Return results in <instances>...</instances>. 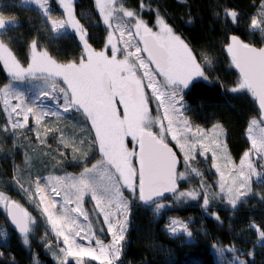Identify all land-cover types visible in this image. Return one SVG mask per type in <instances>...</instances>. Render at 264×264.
Wrapping results in <instances>:
<instances>
[{
	"label": "snow or ice",
	"instance_id": "obj_1",
	"mask_svg": "<svg viewBox=\"0 0 264 264\" xmlns=\"http://www.w3.org/2000/svg\"><path fill=\"white\" fill-rule=\"evenodd\" d=\"M35 2L40 5L45 14L49 13L48 0H35ZM95 2L100 5V12L104 14V22L109 28L112 27L109 20L114 12L121 20L125 17L128 18L127 27L120 31L116 43H113L111 34L108 36L106 47L111 55H107L105 51L96 52L91 48L86 29L74 18L73 0H59L67 19L52 20L51 25L54 29H63L69 26L79 34L78 39L82 42L84 55L78 62L57 63L46 52L37 53V41L33 40L31 62L24 67L14 59L9 63L11 53L0 42V61H3L4 67L8 69L11 80L43 81L44 87L41 88V93L45 98L51 94L53 100L60 102L65 113H68L69 109L82 111L85 119L90 122V131L94 130L93 143L98 144V150L103 153L100 162L93 164L92 168L85 166L84 172L79 177L70 178L71 183L63 187V194L61 190H58L57 185H63L64 180L61 177L55 178L50 189L54 201L52 207L54 208L56 203L61 202L56 201L55 197H61L65 206L74 201L76 206L71 211L79 213L86 221L88 215L81 208V201L86 192H89L91 198L96 201L97 208H100L101 199L107 198L109 201H114L112 206L125 216L127 215L128 198L123 195L121 188L127 190L129 196L145 203H156L160 198H165L166 193H176L179 197L196 198L194 191L188 193L179 191L177 181L184 180L186 177L184 173L175 171L176 156L164 142V138L157 139L150 131L145 132V128L151 122L146 121L148 98L144 89L151 90V98L156 101L157 112L163 109V115L167 119L166 131L171 133L172 140H177L172 114L179 118V123L182 125L180 139H183V134L195 136L196 133H202V130L191 124L183 114L190 107L184 100V96L199 87L202 81H207L208 77L197 62L191 48L178 36H175L173 29L159 16L157 24L160 31L153 32L152 28L138 18L140 15L138 12L123 8L122 0H95ZM226 15L233 22L238 19V14L235 11L226 10ZM7 23L14 22L8 21ZM261 23H264V20L260 23L255 19L251 21L254 28H260ZM5 28L6 22L0 17V30ZM137 37L139 39L133 45L132 40ZM132 47L135 48V53L128 51ZM227 51L232 54L235 67L242 74L238 87L230 91L233 93L241 90L250 91L258 99L261 115L264 116V49L257 51L242 43L237 36H231ZM118 53L124 59L118 60ZM200 55L205 65L211 67L208 57L202 53ZM128 57L133 58L132 63H129ZM150 65H154V67L150 68ZM139 69H143L142 78L136 76V71ZM157 77L161 79L158 80ZM0 96L5 98L12 96L21 100L24 94L17 91L14 84H8L0 86ZM5 103L7 104V99H5ZM117 104L122 106L120 110H118ZM17 109L20 110L17 112ZM12 111L23 117L22 123L24 124L28 122V114L35 116L32 107L21 108L20 104H13ZM36 119L39 121V117ZM19 123L13 124V128L18 127ZM256 123V121L252 122L249 132L252 131V126ZM260 123H264V119ZM194 127L195 132L193 131ZM215 127L219 128L218 125ZM204 135L202 133L198 139L202 141ZM126 137H131V141L136 142L138 154L136 150L129 151L125 144ZM177 142L179 143L178 140ZM257 144H259L258 149ZM192 147L194 145H190L188 152H185V164L192 155ZM201 147L203 155L207 149L202 145ZM180 148L183 149L184 145L180 144ZM252 148L259 151V159L264 160V129H261L259 140L253 138ZM212 155L215 156V152ZM249 155V153H245L246 158ZM133 156L138 160L137 165H133L130 160V157ZM244 163L245 161L242 160L241 165ZM247 166L250 171L253 170L250 161ZM98 169H105V171L97 174ZM241 172H243V168H241ZM197 175L200 174L197 173ZM245 183L246 180L241 181V184ZM227 193L229 204L235 208L237 197L234 195V190L228 188ZM36 200H38L37 207L41 208V213L55 228L59 221L53 218L50 208L45 205V196L39 184L36 188ZM208 203L207 199H203L205 206ZM0 205H3L0 211L7 214L10 218L9 222L14 229L18 230L23 243L27 245L30 225L35 224L34 218L15 201L5 197L3 193H0ZM41 205L44 206L41 207ZM157 206L168 207L164 204ZM67 211L68 209L65 207V214ZM213 218L219 220L218 217L214 216ZM103 219L108 223L112 242L107 250L101 247L99 252L103 257L111 256V259L107 260V264H119L124 229L122 226L113 227V224H119L118 219H110L107 214ZM173 223L176 222L173 221ZM175 231L176 229L173 228L172 232ZM186 234L188 237L192 236L191 232ZM6 235L7 233H5ZM57 235L63 237V243L67 246L66 256L100 259V256L96 255V250L91 247L76 245L75 251H73L70 237L79 236V229L69 230L68 234L58 231ZM258 235L264 238V229L259 230ZM82 239L88 240V234H85ZM91 243L100 244L101 242L99 239H94L89 241V244ZM229 250L235 251V249ZM217 251L223 255L225 249L219 248ZM62 264H67V262L63 261ZM101 264H104V261H101ZM237 264H246V262L237 261Z\"/></svg>",
	"mask_w": 264,
	"mask_h": 264
},
{
	"label": "trees",
	"instance_id": "obj_2",
	"mask_svg": "<svg viewBox=\"0 0 264 264\" xmlns=\"http://www.w3.org/2000/svg\"><path fill=\"white\" fill-rule=\"evenodd\" d=\"M122 4L128 10L138 12L150 26L155 25L159 16L189 44L202 62L208 81H202L190 94H185L184 99L190 106L188 114L198 126L209 128L221 124L227 132L226 144L232 158L241 160L251 147L247 137L251 120L260 115L250 91H230L238 86L241 76L225 47L231 35L240 37L245 44L264 47L263 30H253L251 24L263 10L264 0H122ZM50 7L52 18H63V12L54 0L50 1ZM75 7L77 19L87 30L89 44L97 50L103 49L107 31L100 22L94 0H77ZM226 10L237 12L238 19L233 22ZM0 17L17 21L0 37L24 67L31 62L33 40L37 41L36 51L49 53L59 63L78 62L84 53L74 34L55 36L48 18L36 8L23 5L22 0H0ZM201 53L208 57L211 67L205 65ZM11 83L0 61V86ZM5 121L0 100V129L3 133H6L2 128ZM93 137L88 153L95 155L89 163L79 167L67 164L70 151L61 150L59 153L67 158L66 164H56L78 172L92 161H100V151L93 143ZM11 143L13 141L7 140L6 149L10 153L0 151V180L3 182L0 189L15 196L18 181L14 168L24 162L21 151L11 153ZM204 198L202 193L196 203L186 208L160 213L141 203L133 207L131 227L119 264H218L213 256L214 247H231L237 253L251 255L249 264H264V238L261 242L258 235L259 230L264 229V182L255 184L252 195L237 208H212L219 220L203 214ZM7 217L0 211V264H57L45 253L47 245L53 241L46 226L39 223L38 233L50 240L32 236L25 245ZM170 217L192 221V242L185 236L173 237L167 233Z\"/></svg>",
	"mask_w": 264,
	"mask_h": 264
},
{
	"label": "rangeland",
	"instance_id": "obj_3",
	"mask_svg": "<svg viewBox=\"0 0 264 264\" xmlns=\"http://www.w3.org/2000/svg\"><path fill=\"white\" fill-rule=\"evenodd\" d=\"M50 1L51 0H48V6L50 9L48 14L44 13L43 9L40 7V5L36 4L35 0H22V4L36 8L41 12L43 16L48 18L49 24L55 36H65L68 35V33L74 34L77 41L82 46V42L78 39L79 34L76 33L71 27L66 26L63 29H54L52 27V20H66L67 16L63 10V7L59 4V0H54L63 12V18H52ZM76 1L77 0H73V11L74 18L78 20L75 7ZM95 5L99 13L100 22L101 24H103V26H105L107 34L105 37V45L103 49L97 50L92 46L91 48L96 52L105 51L107 55H111V52L106 47L108 36L109 34H111L113 43H116L119 39L120 31L125 30L127 27L126 21L128 18L125 17L123 20H121L118 17L117 13L114 12L109 20V23L112 25V27L109 28L108 25L104 22V14L100 12V5L96 2ZM123 8L128 10L124 6ZM260 16H264V8L259 13V16H256V21L258 23L264 20V18ZM138 18L143 20L140 17ZM3 19L6 22V28L0 30V35L3 34L8 28L17 24L16 20L5 18ZM160 19L164 23H166L165 20H163L162 18ZM8 21H13L14 23H7ZM145 23L147 24V22ZM263 24L264 23H261L260 28H253V30H263L262 33H264ZM81 25L85 28L83 24ZM147 26L152 28L153 32L160 31V27L157 24V21L154 26H150L149 24H147ZM173 34L175 36H178L189 46V44L181 36L176 34L174 31ZM125 36L127 38L126 31ZM138 39V37L133 39L132 44L135 45ZM0 42H2L11 53L9 63H11L12 59L19 63L12 50L7 44L3 42L1 37ZM128 51L135 53V48H129ZM36 52L39 53L44 51ZM141 54L146 55L143 53ZM193 54L196 56L194 51ZM47 55L51 59L55 60L51 55H49V53H47ZM117 59H124V57L118 53ZM132 60V57H128L129 63H132ZM1 62L3 64V61ZM197 62L203 69V65L200 59L197 58ZM151 67H154V65H150V68ZM4 69L9 78H11L8 69L5 67ZM142 72L143 69H139L138 71H136L137 78H142ZM157 79L159 80L161 78L157 77ZM11 84H14L17 91L22 92L24 96L21 100H17L12 96H8L7 98L0 96L3 112L6 116V121L2 122V128L6 133H3L0 129V151H3L2 154H4L5 152L10 153L6 149V143L7 140H10V142L13 141V144L11 143L10 146L11 153L21 151V157L24 163L21 165H17L14 168V175L18 181L17 184H15V188L18 194L12 196L2 191L1 189L0 193H3L5 197L10 198L12 201L17 202L34 218L35 224L30 225V234L28 235V238H31L32 236H41L38 233L39 223H42L50 231L51 236H49V238H53V241L49 245H47V251H45V253L51 256L54 259L55 263L62 264L63 261H66L67 264H69L70 262H74L75 264H77V261H79V264H101V261H104V264H107V260L111 259V256L103 257L99 252V249L101 247H104L105 250H107L112 242V234L108 230V223H106L103 219L104 215L107 214L109 215L110 219L119 220V224H113L114 228H119L122 226L124 229V240L121 242L122 255L123 247L127 241V233L131 227V209L139 205L141 201L133 196H129L128 191L124 188H121V192H123V195L128 198L127 215L125 216L120 211H118L116 207L112 206L114 201H109L107 198H102L100 201V208H97L96 201L91 198V194L89 192H86L81 201V208L88 215V220L86 221L79 213L71 211V209L76 206L74 201L65 206L61 200V197H55L56 201L61 202L56 203L55 207L53 208L52 205L54 201L52 199L50 189L55 181V178H63L64 184L57 185L58 190L62 191L64 186L71 183V177H79L80 174L84 172V169L78 172H75L73 169L69 171L67 168H62V166L59 167V165L67 163L79 167L89 163L95 155V153H93L92 155L88 153V146L91 144V137L95 134L94 130L90 131V122L85 119L82 111L69 109V112L65 113L63 111V108L60 106V102L53 100L51 94L48 98H45L41 93V88L44 87L43 81H12ZM144 92L146 97L148 98V115L146 117V121L151 122L150 125L145 128V132L150 131L152 135H155L158 139L163 137L165 143L174 146L176 152L182 160V167L179 170V173H184L186 177V179L184 180H178L177 185L179 191L184 193L194 191L196 193V198L179 197L176 193H166L165 198L151 205V208L154 211L160 213L162 211L171 209L186 208L189 204L196 203L200 199V194L203 193V196H205L204 199H207L209 201L207 206H205L204 204L201 205L203 214L205 216L214 217L216 213L211 211L214 207L222 206L224 208L234 209L228 201V188H232L234 190V195H236L237 197V204L235 208H237L246 197H250L252 195L253 186L255 184L264 182V160H260V152L253 150L252 148L253 138L255 137L257 140H259L261 129H264V126L262 125V123H260L259 118L251 120L250 125H252L253 121H256L257 123L252 126L251 132H249V129L247 132V137L251 144L250 149L246 152L250 154L249 157L246 158L244 155L241 160L235 161L232 158L226 144L227 132L224 127L221 124H215L209 128L198 126L192 121V118L188 114L189 110L183 113L184 116L187 117L191 124H193L194 126H198L199 129L202 130V133L205 134L204 139L202 141L198 139V137L202 133H196L195 136H188L187 134H183L184 138L180 139L182 135V132L180 131L182 125L179 123V118L175 114H172V118L175 121V123L173 124V128L176 130L177 140L179 141V143L177 142V140H172L171 133L166 131L167 119L163 115V109L157 112L156 101L151 98V90L145 88ZM5 99H7V104L5 103ZM13 104H20L21 108L32 107L35 116L28 114L29 118L27 124L22 123L23 117L21 115H17V112L20 109H17V112H13ZM117 108L118 110H120L122 106L117 104ZM36 117H39V121H37ZM84 120H86L88 123H85ZM17 122H20L19 126L13 128V124ZM217 125L219 126V128L215 127ZM193 131L195 132V127L193 128ZM49 142H51V145ZM125 144L128 147L129 151L136 150L138 154L137 144L136 142L131 141V137L125 138ZM180 144L184 145L183 149L180 148ZM190 145H194V147H192L191 149L192 155L187 159V163L185 164V152H188ZM201 145L207 149V152H204L203 155L201 154ZM258 148L259 144H257V149ZM61 150L70 151L69 160H67L66 163H64V161L67 159L65 157V154L62 155V153H59V151L61 152ZM213 152H215V156L212 155ZM100 156L102 160V152H100ZM130 160L133 165H137V158L135 156L130 157ZM242 160L245 161L243 165H241ZM100 161H92V163L88 164L86 167L92 168L93 164H97ZM249 161L253 165V170L251 171L247 166ZM56 163H58L59 165ZM241 168H243V172H241ZM103 171H105V169H98L97 174ZM197 173H199L200 175H197ZM242 180H246V183L241 184ZM0 183H3L2 180H0ZM37 184H39V187L43 190V194L45 196V205L50 208L53 218L58 219L59 221L55 228H53L51 223L45 218V215L41 213V208L37 207ZM158 204H164L168 207L160 208L157 206ZM43 206L44 205H41V207ZM2 207L3 205H0V208ZM65 207H67L68 209L66 214ZM101 209H103V211H101ZM173 221H175L176 223H173ZM191 222V220L187 221L176 217H170L169 225L166 227V231L173 237L185 236L189 242H192L194 240L193 235L191 237H188L186 234L187 232L192 233L190 228ZM173 228L176 229L175 232H172ZM77 229L80 230V235L76 236L75 238L70 237V243L73 244V251H75L76 245L82 247H91L96 250V255L100 256V259L93 260L91 257L77 258L75 256L65 255L67 246L63 243V237L58 236L57 232L60 231L68 234L69 230L76 231ZM85 234H88V240L82 239ZM42 237L43 236H41V238ZM44 238L45 236L43 237V239ZM49 238H45V240H50ZM94 239H99L101 243L89 244V241ZM104 239L105 241H103ZM29 240L30 239H28V242ZM107 241L108 243H106ZM217 249H219V247H214L212 251L215 261L218 264H237V261H245L246 264H249L252 258L251 255H246L244 254V252L237 253L236 250H229L232 249L231 247H225V252L223 253V255H221L217 251Z\"/></svg>",
	"mask_w": 264,
	"mask_h": 264
},
{
	"label": "water",
	"instance_id": "obj_4",
	"mask_svg": "<svg viewBox=\"0 0 264 264\" xmlns=\"http://www.w3.org/2000/svg\"><path fill=\"white\" fill-rule=\"evenodd\" d=\"M231 36H236V35H231ZM230 36V37H231ZM238 37V36H237ZM239 38V40L242 42V43H244L243 42V40L240 38V37H238ZM230 43V38H229V42H228V44ZM227 44V45H228ZM245 44V43H244ZM250 48H254V49H256L257 51H259L260 49H264V47H258V46H255V45H248ZM225 51H226V53L228 54V57L230 58V59H232V61L234 62V60H233V58H232V54L231 53H229L228 51H227V46L225 47ZM234 67H235V62H234ZM235 70H236V72L238 73V75H240L241 77H242V74L240 73V71H239V69L238 68H236L235 67ZM255 97V96H254ZM255 100H256V106H257V109H258V111H259V119H260V121L262 120V119H264V116H262L261 115V109H260V107H259V101H258V99L255 97ZM262 125L264 126V123H262ZM153 136H155V135H153ZM156 137V136H155ZM157 138V137H156ZM158 139V138H157ZM168 146L172 149V151L175 153V156H176V160H177V163H176V165H175V171L177 172V173H179V170L181 169V167H182V160H181V158L179 157V155H178V153L176 152V150H175V148H174V146H172L171 144H168ZM137 164H138V160H137ZM178 182V181H177ZM161 199H163V198H160L159 200H157V201H160ZM156 201V202H157ZM17 203V202H16ZM18 204V203H17ZM141 204L143 205V206H145V207H150L152 204H154V203H152V202H147V203H145L144 201H141ZM8 220H10V218L8 217ZM11 224V223H10ZM11 226H12V224H11ZM13 227V226H12ZM14 229V228H13ZM15 230V232L16 233H18L20 236H21V234L18 232V230L17 229H14Z\"/></svg>",
	"mask_w": 264,
	"mask_h": 264
},
{
	"label": "bare ground",
	"instance_id": "obj_5",
	"mask_svg": "<svg viewBox=\"0 0 264 264\" xmlns=\"http://www.w3.org/2000/svg\"><path fill=\"white\" fill-rule=\"evenodd\" d=\"M247 45H249V44H247Z\"/></svg>",
	"mask_w": 264,
	"mask_h": 264
},
{
	"label": "flooded vegetation",
	"instance_id": "obj_6",
	"mask_svg": "<svg viewBox=\"0 0 264 264\" xmlns=\"http://www.w3.org/2000/svg\"><path fill=\"white\" fill-rule=\"evenodd\" d=\"M147 132V131H146Z\"/></svg>",
	"mask_w": 264,
	"mask_h": 264
}]
</instances>
